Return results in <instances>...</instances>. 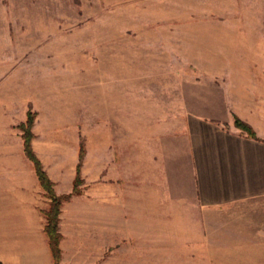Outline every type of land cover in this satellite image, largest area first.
I'll return each mask as SVG.
<instances>
[{
  "label": "rangeland",
  "instance_id": "1",
  "mask_svg": "<svg viewBox=\"0 0 264 264\" xmlns=\"http://www.w3.org/2000/svg\"><path fill=\"white\" fill-rule=\"evenodd\" d=\"M240 93L263 99L264 0H0V133L21 140L33 115L32 147L58 195L73 192L83 151L59 232L61 220L81 225L85 264H264V237L246 229L260 205L202 236L170 220L196 210L160 182L187 116Z\"/></svg>",
  "mask_w": 264,
  "mask_h": 264
},
{
  "label": "crops",
  "instance_id": "2",
  "mask_svg": "<svg viewBox=\"0 0 264 264\" xmlns=\"http://www.w3.org/2000/svg\"><path fill=\"white\" fill-rule=\"evenodd\" d=\"M243 95L237 94L236 102L226 95L225 101L210 104L205 113H190L179 136L182 146L176 168H168L165 151L163 165L160 164V182L170 198L177 205L192 203L196 210L192 214L177 211L170 220L190 221L192 229L203 231L202 236L226 232L228 225L236 221V207L260 205L264 212V95L261 102ZM234 114L255 130L257 138L234 125ZM7 138V134L0 133V261L55 264L43 214L49 200L34 176L35 170L25 160L22 136L17 142ZM57 192L62 193L58 189ZM98 221L96 233L101 237L103 213ZM61 222V264H85L90 251L81 239L84 230H80L79 223L68 228ZM246 229L252 230L247 235L264 237V217L258 216L256 223ZM144 242L150 243V237ZM99 255L103 257L102 250Z\"/></svg>",
  "mask_w": 264,
  "mask_h": 264
},
{
  "label": "trees",
  "instance_id": "3",
  "mask_svg": "<svg viewBox=\"0 0 264 264\" xmlns=\"http://www.w3.org/2000/svg\"><path fill=\"white\" fill-rule=\"evenodd\" d=\"M33 125H34V117L29 113L26 121L20 124L19 128L23 132L22 137L24 142L25 155L33 164L39 183L43 188L46 197L50 199V208L48 211L45 212V217H46L45 231L49 239V246L51 249L54 262L55 264H60L61 261L60 243H61L62 235L59 232V220H60L59 216L61 214V206L65 201H68L72 195L80 193V190H78L77 187L81 182L80 168H81V160L83 158L84 153L83 151H81L80 153V162L77 166L78 174L74 182L73 192L66 195H58L54 190V183L49 178L40 159L33 150L32 147V140L34 138V135L32 133ZM234 125L242 132L246 133L249 137L257 138L255 130L248 123L241 120L237 116L234 117ZM0 264L3 263L0 261Z\"/></svg>",
  "mask_w": 264,
  "mask_h": 264
}]
</instances>
